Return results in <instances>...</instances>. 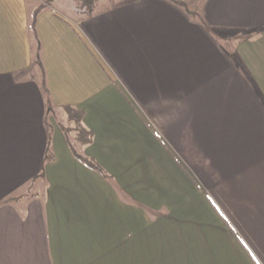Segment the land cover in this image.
Returning <instances> with one entry per match:
<instances>
[{"label": "crops", "instance_id": "0c3cea01", "mask_svg": "<svg viewBox=\"0 0 264 264\" xmlns=\"http://www.w3.org/2000/svg\"><path fill=\"white\" fill-rule=\"evenodd\" d=\"M179 3L97 0L85 15L0 0V165H32L0 183V264H173L171 238L144 252L145 227L207 212L216 193L246 191L264 229V0ZM67 109L93 135L76 152L106 177L71 151Z\"/></svg>", "mask_w": 264, "mask_h": 264}, {"label": "rangeland", "instance_id": "374dc122", "mask_svg": "<svg viewBox=\"0 0 264 264\" xmlns=\"http://www.w3.org/2000/svg\"><path fill=\"white\" fill-rule=\"evenodd\" d=\"M180 1L183 3H179L183 9L187 8L190 11H194V9L198 7L199 0ZM64 9L67 12L66 8ZM29 81L30 78L23 76L17 79V84L25 85L29 83ZM19 90L17 86L16 112H29L27 98L25 99L24 93ZM60 116L61 115H58V117L55 118L58 127L67 128L70 134L68 137L73 139L74 124L71 123L68 125ZM48 117L47 119H49L48 121L50 122L52 118H50L51 116L49 115ZM73 145L75 148L79 147L75 144ZM19 160L20 159H17L15 165H0V183L6 184L8 180L11 181L13 179V176L16 182H19L24 177L26 173L25 169L28 167L30 168L32 165L19 163ZM8 168L14 170V175L7 174ZM40 188L43 190L42 186ZM30 189L31 188L25 192L27 194L34 193V190L30 191ZM245 192L246 191L241 190L240 194H243V196H239V198L236 199L237 204H233L230 197H223L220 193L215 192L216 195L209 201L211 207L208 204L207 212H196L197 214L191 212L189 213L190 215L183 214L176 224L173 225L172 223L171 225V223H166L163 227H159L158 229L145 227V240L152 242L154 239L156 245L146 243L144 252L150 253L152 250L160 248L161 245H157V237H163L165 240L171 238L177 244L176 260L173 261V264H264V244L262 243L264 229L256 228V222L263 221V215L247 212L249 205ZM249 208L251 207L249 206ZM149 215L152 219L161 214ZM145 224H148V222ZM154 224L153 221L150 222L151 226H154ZM196 242H199V244ZM201 242L202 244L200 245ZM220 254H238V257H235V259H239L238 261L231 259L224 261L216 260L215 255ZM194 255L196 258L191 259L190 256ZM96 264L101 263L97 261ZM143 264H153V262L145 259L143 260ZM155 264H157V262ZM159 264H168V262H159Z\"/></svg>", "mask_w": 264, "mask_h": 264}, {"label": "trees", "instance_id": "16d2710c", "mask_svg": "<svg viewBox=\"0 0 264 264\" xmlns=\"http://www.w3.org/2000/svg\"><path fill=\"white\" fill-rule=\"evenodd\" d=\"M71 2H73L75 4V6L82 11L83 14H88L94 7V3L97 0H69ZM33 30V27H31ZM38 63V60L37 62ZM43 89L45 90V86H43ZM66 115H67V123L69 124H74V128H73V139H70L68 136L69 131H67V128H63L62 131L68 141V145L71 148V151L73 152V154L75 155V157L77 158V160H79L81 163H83L86 167H88L89 169L98 172L99 174H101L102 176H107L105 174V172L97 165L94 164L92 162V160L86 159V158H82L75 150L74 145H78L81 147L84 146H89L90 144H92L93 141V135L92 133L87 130L83 124H82V114L80 112H77L75 110L72 109H67L66 110ZM46 156L44 158V161H49L51 160L50 157V151L49 148L47 147L46 150Z\"/></svg>", "mask_w": 264, "mask_h": 264}]
</instances>
